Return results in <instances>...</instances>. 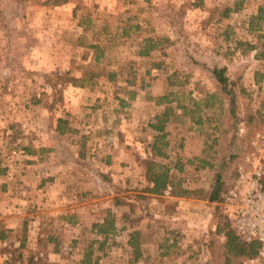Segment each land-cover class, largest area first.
Segmentation results:
<instances>
[{
	"label": "rangeland",
	"instance_id": "rangeland-1",
	"mask_svg": "<svg viewBox=\"0 0 264 264\" xmlns=\"http://www.w3.org/2000/svg\"><path fill=\"white\" fill-rule=\"evenodd\" d=\"M62 1L0 0V229L11 230L0 241V253L11 252L2 264H80L87 242L102 239L91 224L107 209L118 229H126L110 235L95 252L96 264H129L127 233L136 229L143 241L135 264H223L220 233L226 222L220 202L208 200L218 168L193 171L185 165L180 175L196 195L143 193L155 133L148 123L165 105L155 103L159 95L172 93L190 105L218 93L213 106L202 110L203 120H209L201 126L181 113L176 100L168 104L174 111L166 125L170 158L190 155L192 146L199 151L215 125V161L230 152L240 158L250 149L253 135L264 133V118L245 120L264 101V59L256 56L264 47V21L251 30L249 20L264 0ZM226 7L230 11L223 15ZM145 36L171 43L141 56ZM216 65L226 67L236 82V122L226 111V98L219 100L211 72ZM62 75L84 77L89 86L56 79ZM53 83L60 96L49 110L44 103ZM39 98L43 102L35 101ZM59 117L67 120L69 132L58 133ZM193 134L201 138L194 145ZM82 141L85 147L79 150ZM24 146L34 152H24ZM71 197L80 222L63 229L53 215L61 206L58 200ZM25 222L29 227L20 246ZM165 241L175 244L168 256H160L158 244Z\"/></svg>",
	"mask_w": 264,
	"mask_h": 264
},
{
	"label": "trees",
	"instance_id": "trees-1",
	"mask_svg": "<svg viewBox=\"0 0 264 264\" xmlns=\"http://www.w3.org/2000/svg\"><path fill=\"white\" fill-rule=\"evenodd\" d=\"M66 0L62 1V4ZM58 4V3H56ZM237 9V8H234ZM230 11L229 7L224 9L223 15H227ZM264 21V5L258 7L256 14L252 15L249 20V28L252 29H260L261 22ZM168 45L171 43L169 38H160V37H152L145 36L142 39L140 48L138 50V54L141 56H147L150 54V51L156 49L164 48L162 43ZM257 57L264 59V47L258 51ZM99 59V56H96V60ZM131 71V69H129ZM211 72L219 84L221 99L220 102L223 101L224 98L227 100L226 111L230 117L233 118V121H237V91L235 90L236 82L230 80L227 75L226 67L214 66L211 69ZM113 76L114 74L111 73ZM257 74V73H256ZM259 77H262V74H259ZM111 76L110 78H114ZM61 82H70L74 86L79 87H87L89 86L84 77H66L62 75V77L56 76ZM261 78H258L256 81L260 82ZM49 80V79H48ZM239 91L244 92L243 87L239 86ZM172 93H167L163 95H159L155 97V103L157 105H163V109L156 114H154L152 121L148 123V126L155 133L153 134L152 141L149 143V151L151 157H149L145 163L144 167V177L146 180V185L141 189L143 193L149 195L161 196L164 194L166 190L170 196L173 197H189L191 195H196V191L184 185V179L181 177V172H183L185 165H191L193 171H198L200 169H212L217 167L213 180L210 185V189L208 192V200L211 202L219 201L221 202L224 193L228 189L230 185V181L234 175V168L238 161L241 160V157L238 158V155L230 152L232 149L231 144L229 143L228 149L229 154L216 159L218 138L213 135L216 130H218V125L214 126L212 132H207L206 139L203 141L204 146L202 145L201 149L197 151L193 146L190 147V155L183 153H176L174 159L170 158V140L168 138V131L166 130V125L170 120L171 115L174 114L172 107L168 106V104L174 100H176V107L181 109V113L185 116H188L191 121L199 126L209 117H205V120L202 118V110L204 108H210L213 106V98L217 97L218 93L206 94L205 97L193 100L190 105L182 104L178 98L170 97ZM58 96V97H57ZM60 96V91L57 89L56 84H52V94L50 97L47 96V100L51 98V101H47L46 99V107L51 110L55 103L58 102ZM58 99H57V98ZM36 102H43V98H39L35 100ZM220 108L222 103L219 105ZM264 118V101L260 102V106L258 107L255 114L249 113L246 116V121L251 122L254 118ZM209 122V121H208ZM56 130L59 134H65L70 131L71 127H67V120L65 118L59 117L56 122ZM200 138V135L193 134L189 137L190 144H193ZM202 141V140H201ZM182 145V144H180ZM194 145V144H193ZM80 147L83 149L85 147V141L80 143ZM23 151L32 154L34 151L29 147H23ZM166 160V161H164ZM236 160V161H235ZM235 161V162H234ZM217 162V165H215ZM234 162L233 172L229 177V181H226V174ZM4 172L2 168H0V173ZM225 174V175H224ZM115 204L121 203L118 198L114 199ZM227 223L224 224L223 230H225V239L223 246V253L225 254L223 264H232L233 259H242L244 257L255 254L258 242L256 240H252L251 242H242L239 238L234 234V232L227 227ZM125 226L118 227L116 226L115 219L113 213L107 209L105 211V215L102 216L100 221L92 223V231L94 234L102 236L101 240L91 239L87 242L86 246L83 247L82 258L80 260V264H96L99 259V255L95 252L102 249L104 244L107 242L110 235H116L118 232L124 231ZM222 227L218 228L221 230ZM11 230L1 228L0 229V241H4ZM23 234L20 239V246L24 245L25 238V227L23 229ZM142 233L141 230L136 229L127 233L126 244L129 247L130 258L129 264H135L138 262L142 255L141 243H142ZM94 243H97V247H94ZM175 244V241L172 243L166 244L159 243L158 248L160 251V256L169 255V249L172 245Z\"/></svg>",
	"mask_w": 264,
	"mask_h": 264
},
{
	"label": "built area",
	"instance_id": "built-area-1",
	"mask_svg": "<svg viewBox=\"0 0 264 264\" xmlns=\"http://www.w3.org/2000/svg\"><path fill=\"white\" fill-rule=\"evenodd\" d=\"M234 171L220 202L221 211L228 229L240 241L258 242L255 254L240 259L239 264H264V133L253 135L250 149L236 163ZM220 236L225 238V230ZM10 259V251L0 253V264Z\"/></svg>",
	"mask_w": 264,
	"mask_h": 264
},
{
	"label": "crops",
	"instance_id": "crops-1",
	"mask_svg": "<svg viewBox=\"0 0 264 264\" xmlns=\"http://www.w3.org/2000/svg\"><path fill=\"white\" fill-rule=\"evenodd\" d=\"M79 146H80V144H79ZM79 150H81V147H80ZM60 192H62L61 189H60ZM58 201H59V204L61 206H60V208L57 209L56 214L54 213V215L53 214L52 215L54 217L56 216L57 221L59 222V225L62 226L63 229L66 228V227L67 228L71 227V226H75L76 227V225H78L79 222H80V220H79V217H80L79 214L80 213L77 211V209H75V204L73 205L74 198L71 197L70 199H67L64 202H63V200H58ZM76 206H77V204H76ZM68 208H70L69 211L67 210ZM40 213H43V212L42 211L38 212V214H40ZM38 218H39V216L36 217L37 220H35V221L38 222V226L36 227V229L39 230L40 226L43 225V221H41ZM34 219H35V217H34ZM23 227H25V230H26V227H29V226H27V224L25 222ZM74 229H76V228H74ZM53 230L56 231V228H54ZM38 232H41V230H39ZM50 232H51V228L48 229V233L46 234L47 237L49 236ZM51 238H52L51 236L48 237V239H51ZM3 245H6V242H3ZM18 245H19V242H15L14 243L15 247H18ZM4 251H6V250H4Z\"/></svg>",
	"mask_w": 264,
	"mask_h": 264
}]
</instances>
